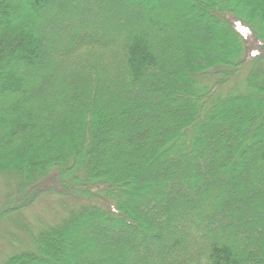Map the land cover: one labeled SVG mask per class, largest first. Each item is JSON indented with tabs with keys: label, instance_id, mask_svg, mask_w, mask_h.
<instances>
[{
	"label": "trees",
	"instance_id": "obj_1",
	"mask_svg": "<svg viewBox=\"0 0 264 264\" xmlns=\"http://www.w3.org/2000/svg\"><path fill=\"white\" fill-rule=\"evenodd\" d=\"M155 1L0 0V223L79 203L1 264H264V0Z\"/></svg>",
	"mask_w": 264,
	"mask_h": 264
},
{
	"label": "rangeland",
	"instance_id": "obj_2",
	"mask_svg": "<svg viewBox=\"0 0 264 264\" xmlns=\"http://www.w3.org/2000/svg\"><path fill=\"white\" fill-rule=\"evenodd\" d=\"M167 2L168 0H156L154 3L155 4L154 13L161 11H163L164 13L167 12L169 8H171L170 6L166 5ZM127 7L125 8L123 6V9L126 11L127 15H129L130 17L133 16L135 13L133 9L135 8H132L130 6ZM142 11H145L144 7L143 10L142 9L140 10V12L137 11L135 15L140 16ZM51 14L55 15L53 12ZM153 14H150V16H153ZM55 35L57 36V33ZM146 35L148 36V33H146ZM201 39L203 41L205 40L204 38ZM46 41L47 42L45 45V51L49 53L50 59L53 62L52 65L53 67L54 64L57 63L58 59L52 54L53 49L50 46V42L54 43L55 40L52 37L48 36ZM246 72H247V66L245 65L241 73H239V75L232 82H230L228 85L224 86L219 90L218 97L225 96L229 91H231L233 87L242 89L244 87L243 79L244 76L246 75ZM228 123L229 121L223 123V125L225 126ZM208 138L209 137H205L204 140H207ZM207 142L209 141L207 140ZM210 169L216 170L215 167L214 168L212 167ZM138 181L141 183L149 182L152 187L150 191L146 193L142 192V190L134 189L133 193L129 196V199L135 198V200H137V205H135L136 211L140 214L144 213L146 218H152L153 222L155 223L156 222L155 216H157L158 214L157 211L158 209L156 210L155 208L154 209L148 208L146 202L143 200L144 198L143 199L137 198L136 193L142 192L147 197L149 196L151 197V195H154L157 189H159V186L157 185V183L153 184L154 182L153 175H149V174H146L145 178L144 177L139 178ZM190 188H193L192 192L195 193V190L197 191L198 188L200 189V186L199 187L191 186ZM173 189L174 187L172 186L171 190ZM15 192H16V186L12 182V180L6 176H0V205L4 203V201H6L8 198H10L9 196H12L13 193ZM179 192L180 190H178L177 193ZM188 194L189 193H187V195ZM177 195L181 196L180 193ZM175 201L177 202L176 199ZM165 202H168V199H166V201L164 200L163 203ZM78 206L79 203L72 199L57 198L52 195H43L42 197L38 198L33 204L25 208H22L21 211L10 216L9 219L6 220V222L0 223V264L4 261L5 258H7L12 254L31 249L32 248L31 242L33 239L34 240L38 239L39 236L46 229L55 226L60 220L64 219L68 215L69 211L76 209ZM149 227L147 226L148 231L153 233V230L151 231L150 230L151 228ZM97 228L104 231V234H106L107 237L110 238L112 236L109 232L110 230L108 229L109 226L107 227L99 226ZM114 229H116L117 231L122 230L118 227ZM85 234L86 233H84L83 236H76L75 237L76 241L74 240L70 242L71 246L73 245L75 249L77 248L75 247V244L76 245L81 244L83 249L91 247L92 246L91 241L89 238H87ZM133 236H134V240L139 239V235L137 236L136 234H133ZM127 262L129 264H133L132 262L129 261Z\"/></svg>",
	"mask_w": 264,
	"mask_h": 264
}]
</instances>
